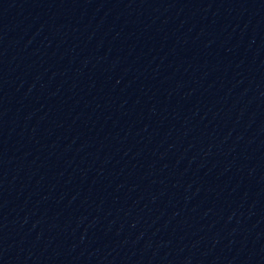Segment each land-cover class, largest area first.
Returning a JSON list of instances; mask_svg holds the SVG:
<instances>
[{"label":"water","instance_id":"95a60500","mask_svg":"<svg viewBox=\"0 0 264 264\" xmlns=\"http://www.w3.org/2000/svg\"><path fill=\"white\" fill-rule=\"evenodd\" d=\"M0 264H264V0H0Z\"/></svg>","mask_w":264,"mask_h":264}]
</instances>
